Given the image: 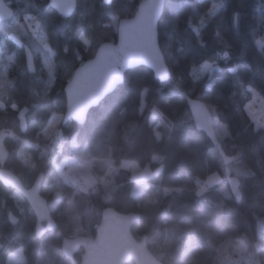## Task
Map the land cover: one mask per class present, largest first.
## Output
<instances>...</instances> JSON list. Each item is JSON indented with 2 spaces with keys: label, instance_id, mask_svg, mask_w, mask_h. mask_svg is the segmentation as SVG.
Returning <instances> with one entry per match:
<instances>
[{
  "label": "trees",
  "instance_id": "obj_1",
  "mask_svg": "<svg viewBox=\"0 0 264 264\" xmlns=\"http://www.w3.org/2000/svg\"><path fill=\"white\" fill-rule=\"evenodd\" d=\"M5 1L14 19L36 17L55 55L49 72L48 54L33 48L36 72L30 73L24 47L35 43L32 33L16 32L17 43L8 22L0 23V47L6 50L0 52V72L10 81L0 85L4 168L26 187L44 174L41 194L58 227L37 238L30 206L0 184V264L20 248L23 264H73L62 253L63 238L94 236L108 207L141 215L132 234L147 236L150 250L164 264H264V128H256L246 109L253 97L246 89L264 98V52L257 47L264 34V0H167L158 35L171 79L161 82L146 67L127 71L124 83L89 111L84 125L59 123L55 146L48 126L53 114L65 112V87L73 73L101 44L116 42L119 21L133 17L141 0L111 5L78 0L69 19L60 17L49 0ZM213 4L222 6L210 16ZM225 54L227 62L221 59ZM205 62L219 71L194 77L193 69ZM191 101L226 127L220 147L197 126ZM75 148H86L97 177L111 183L79 191L60 179L56 165L74 160ZM126 160L161 168L140 194L132 173L120 168ZM113 167L119 169L110 172ZM226 168L240 180L253 215L232 196ZM216 173L222 180L201 189ZM242 240L254 260L244 257L245 250L237 253ZM81 253L75 255L77 264Z\"/></svg>",
  "mask_w": 264,
  "mask_h": 264
},
{
  "label": "water",
  "instance_id": "obj_2",
  "mask_svg": "<svg viewBox=\"0 0 264 264\" xmlns=\"http://www.w3.org/2000/svg\"><path fill=\"white\" fill-rule=\"evenodd\" d=\"M6 3V1L4 0ZM73 5L69 14L64 15L59 9L53 6V0H49L51 8L62 18H71L78 7V0H70ZM104 4L111 5L113 0H103ZM154 0H141L138 9L133 17L122 19L117 27L116 42L101 44L96 50L93 58L79 66L71 80L65 87L66 105L63 114L62 124L75 122L84 125L89 111L100 105L102 101L112 94L124 83L125 73L138 67H146L151 70L155 78L161 82L171 79V71L167 60L162 52L159 43L158 24L164 13L167 0H161L162 6L159 9L157 18L152 26V43L160 57L164 69L167 71V79L161 80L156 69L146 60H138L135 48L139 46L141 36L138 30L130 33L128 46L122 45L121 27L125 24H132L140 13L142 6H146ZM7 4V3H6ZM9 5V4H8ZM15 16L14 9L9 5ZM7 21H0L4 23ZM29 46L24 47L26 66L30 73L36 72L35 56L32 51L31 70L29 69ZM84 66H90L85 72H81ZM225 177L232 196L236 201H243L240 180L233 176L230 169H225ZM44 174L40 173L31 187H26L22 179L13 171L0 167V184L5 188L12 189L19 193L32 209L36 217L35 232L37 238L45 233L55 231L58 227L54 220L48 200L42 196ZM141 219L139 213H121L112 207L102 211L101 221L96 228L93 237L78 235L65 237L62 240L61 250L66 259L77 264L75 255L82 250L79 264H164L148 246V237L136 238L132 234V228Z\"/></svg>",
  "mask_w": 264,
  "mask_h": 264
},
{
  "label": "rangeland",
  "instance_id": "obj_3",
  "mask_svg": "<svg viewBox=\"0 0 264 264\" xmlns=\"http://www.w3.org/2000/svg\"><path fill=\"white\" fill-rule=\"evenodd\" d=\"M29 31L32 33V29H29ZM206 75H210V74H206ZM252 92H253V97L251 101L248 103L246 109L249 113V106L251 105L252 115L250 114L249 115L252 117V119L253 117H255V120L253 119V121L256 126V121L264 123V98L259 93L255 92L254 90H252ZM191 109L193 111V116H194L197 126L205 129L211 136L214 143L218 145V147H220L223 143H225L227 134L223 135L221 132V129L223 128L227 132L226 127L223 124L219 123L217 120L211 118V116H209L207 112L206 107L202 105L200 102L191 101ZM156 111L157 109L154 110V113ZM62 120H63V114L59 115L55 113L53 114L50 124L48 126V132L52 136L50 143L54 146L56 144L57 139L59 138L58 125L59 123L62 122ZM151 122L153 124L156 123V118L154 116L151 118ZM5 136H6L5 133L3 132L0 133V165L1 167H4V162L7 157V150L4 145ZM53 142H55V144ZM73 159L74 160L71 161L69 159L64 158L60 163L56 165L59 170V178L64 180L66 183L74 185L76 175H81L83 177L82 181L86 185L85 190H88L90 187L98 183H101V182L104 184L111 183V179L106 180V178L104 177L101 180L100 178L97 177V174L94 171V160L89 156L86 148H82V149L75 148L74 153H73ZM22 160L23 162H25L24 158H22ZM120 168L127 169L132 173L133 180L138 185V189L136 191L137 194H140L146 187L147 182L150 179L158 176L161 171V168H157V169H151L150 167L143 168L132 160L124 161ZM117 169L119 168L113 167L110 169V172H115ZM221 180L222 178L219 174L217 173L213 174L207 178V180L204 182L203 185H200V188L206 189V187H210L216 183H219ZM262 194L264 195V190ZM243 203H244L245 212L248 215H253L252 208L248 204L246 195H244L243 197ZM242 250L246 251L244 257H246L248 260H251V261L254 260V256L251 252H249V245L245 242V240L241 241V244L238 247L237 253H240ZM24 262H25V255H24L23 248H20L16 252L11 254L7 260V264H23Z\"/></svg>",
  "mask_w": 264,
  "mask_h": 264
},
{
  "label": "snow or ice",
  "instance_id": "obj_4",
  "mask_svg": "<svg viewBox=\"0 0 264 264\" xmlns=\"http://www.w3.org/2000/svg\"><path fill=\"white\" fill-rule=\"evenodd\" d=\"M108 2V0H106ZM53 6L60 10L61 13L64 15H68L72 4L70 0H53ZM162 3L161 0H154V2L147 4L146 6H142L140 13L137 15V19L132 23L128 24L125 23L121 27V40L123 46H128L129 39H130V33L136 29L139 31L141 36V41L139 46L135 48L137 59L138 60H146L149 62L155 69L158 77L161 80L167 79V71L164 69L162 62L160 60V57L158 55V52L155 49L154 44L152 43V26L153 22L157 18V15L159 13V9L161 8ZM222 5L213 4L210 12L208 15H213L215 12L221 7ZM0 21H7L8 27L13 31L12 39L15 40L17 43H19V40L17 36L15 35L16 32H27V29H32V37L35 41V43L28 49V56H29V69L31 70V57H32V49L35 48L37 51L43 50L48 54V58L45 59V64L48 67L49 72L52 71V65H51V56H54L55 53L52 52L51 48L49 47L46 36L40 31V23L34 18V17H25L24 21H19L14 19L13 13L10 10V7L8 4L4 2V0H0ZM201 25L204 24V20H201ZM80 40L87 45L89 43L86 36L81 34ZM257 47L264 52V40L257 41ZM6 51L3 47H0V52ZM13 55H8L7 60L12 61ZM222 60L227 62L229 60V57L227 54H225L223 57H221ZM90 66H84L81 69V72H85ZM215 71H219V68L217 65L205 62L203 63L199 68H194L192 75L196 78H199L206 74H211ZM231 72L235 73L236 69L232 68L230 69ZM4 84H10V81L5 79V74L3 72H0V85ZM241 87H243L241 85ZM247 92H251L252 89L248 88L246 89ZM249 114L251 113V105L249 106ZM255 120V117H253ZM256 127L258 129L264 128V123H261L259 121H256ZM221 132L223 135H226L227 132L225 129H221Z\"/></svg>",
  "mask_w": 264,
  "mask_h": 264
},
{
  "label": "built area",
  "instance_id": "obj_5",
  "mask_svg": "<svg viewBox=\"0 0 264 264\" xmlns=\"http://www.w3.org/2000/svg\"><path fill=\"white\" fill-rule=\"evenodd\" d=\"M36 19V17H34ZM261 40H264V34L263 36L261 37ZM55 144V142H53ZM83 180V177L81 175H76L75 176V183H74V186H75V189L76 190H79V191H84L85 188H86V185L85 183L82 181Z\"/></svg>",
  "mask_w": 264,
  "mask_h": 264
},
{
  "label": "crops",
  "instance_id": "obj_6",
  "mask_svg": "<svg viewBox=\"0 0 264 264\" xmlns=\"http://www.w3.org/2000/svg\"><path fill=\"white\" fill-rule=\"evenodd\" d=\"M190 104H191V102H190Z\"/></svg>",
  "mask_w": 264,
  "mask_h": 264
}]
</instances>
